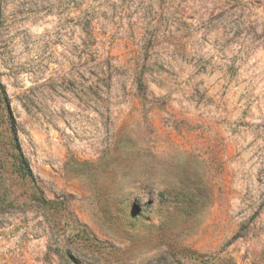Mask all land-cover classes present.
<instances>
[{
	"label": "rangeland",
	"instance_id": "obj_1",
	"mask_svg": "<svg viewBox=\"0 0 264 264\" xmlns=\"http://www.w3.org/2000/svg\"><path fill=\"white\" fill-rule=\"evenodd\" d=\"M0 91V264H264V0H0Z\"/></svg>",
	"mask_w": 264,
	"mask_h": 264
},
{
	"label": "trees",
	"instance_id": "obj_2",
	"mask_svg": "<svg viewBox=\"0 0 264 264\" xmlns=\"http://www.w3.org/2000/svg\"><path fill=\"white\" fill-rule=\"evenodd\" d=\"M1 98H2V91H0V100H1ZM13 145H14L13 147L16 150L19 149L17 143H13ZM19 156H20V154H19ZM19 164L22 167L23 173H25L26 175H31V172L28 168V165H27L26 161L24 159H22V157L20 158Z\"/></svg>",
	"mask_w": 264,
	"mask_h": 264
}]
</instances>
